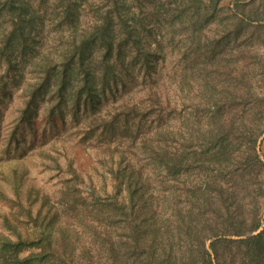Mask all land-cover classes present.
Returning <instances> with one entry per match:
<instances>
[{
    "label": "rangeland",
    "instance_id": "374dc122",
    "mask_svg": "<svg viewBox=\"0 0 264 264\" xmlns=\"http://www.w3.org/2000/svg\"><path fill=\"white\" fill-rule=\"evenodd\" d=\"M121 1L131 14L120 15ZM239 1L252 2L243 7L247 15H264V0H0L1 86L10 82L0 107V234L14 241L20 233L32 235L36 219L29 212L36 216L48 196L73 230L78 264H112L105 230L111 220L98 214L101 202L95 203L93 195L115 194L117 166L126 174L129 165L141 172L161 207L172 202L175 191L184 194L187 188L185 173L183 180L168 177L152 153L157 138L168 146V156L199 148L203 181L210 178L209 170L218 174L222 163L221 178L238 189L245 216L253 215L259 202L264 222V167L257 159L264 161V18L244 17L237 10ZM20 5L26 19H32L26 45H15L4 56L7 39L19 35ZM130 16L141 23L144 34L163 29L157 37L161 44L153 48L155 68L146 72L137 65L132 75L122 74L95 111L75 115L69 104L64 121L59 115L50 117L52 87L37 100L33 126L25 124L22 112L31 98L30 85L42 78L39 60L70 44H101L106 18L112 19L115 43L131 44L123 24L127 19L133 23ZM91 52L98 58L104 54L101 47ZM155 93L160 105L154 103ZM16 129L20 138L14 141ZM127 129L136 132V139L123 136ZM211 150L217 162H210ZM177 201L184 206L188 198L182 195ZM33 252L26 249L23 255ZM49 255L46 263L36 264H76Z\"/></svg>",
    "mask_w": 264,
    "mask_h": 264
},
{
    "label": "trees",
    "instance_id": "16d2710c",
    "mask_svg": "<svg viewBox=\"0 0 264 264\" xmlns=\"http://www.w3.org/2000/svg\"><path fill=\"white\" fill-rule=\"evenodd\" d=\"M199 1L204 3V0ZM118 5L120 15L131 14V8H128L126 1H121ZM250 5L252 2L248 4L239 1L237 10L250 20L263 19L264 15L256 11L252 14L255 17L247 15L243 7ZM25 9L20 5L16 10L19 35L15 32L14 36L7 39L4 56L12 51V47L16 49V46L26 45V26L32 23V19H26L27 16L23 13ZM129 18L133 23L130 24L127 19L123 24L131 44L115 43L111 36L112 19L106 18L102 37L104 41L101 44L97 41L90 42L91 40L85 44H70L66 50H57V55L43 56L37 62L42 78L30 85L33 87L29 94L31 98L22 112L25 124L33 126L38 108L37 100L52 87L56 90L49 108L50 117L55 119L59 115L64 121L63 110L69 104L75 115L81 111H95L107 90L122 79V74L132 75V69L137 65L146 72L155 68L153 48L161 44L157 37L163 33V29L160 28L159 32L149 30L144 34L141 23L134 16ZM191 18L194 21L196 16ZM237 30L239 33L240 29ZM94 47L103 48L102 58L92 56L91 50ZM130 51L135 54L126 59ZM9 62L11 69H15L12 60ZM55 74L58 77L53 80ZM2 80L0 107L3 104L2 96L6 95L10 85V82H4L1 86ZM17 81L15 78L12 84ZM155 95L154 103L160 105L158 93ZM17 130L12 133L14 141L20 138L16 136ZM129 130L122 132L126 133L122 135L136 139V132ZM166 133L168 132H161V136ZM157 140V145L151 148L158 163L164 166L168 177L173 180L182 179V174L185 173L187 188L184 194L180 190L175 191L172 202L161 207L151 190L150 181L144 180L141 172L135 173V168L129 165L126 174V170L124 172L123 168L117 166L113 172L118 180L115 194L100 197L93 195L95 203L101 202L98 214L107 215L111 220L105 230L112 264H264V222L260 217L259 202L255 213L245 216L244 205L237 195L238 189L230 188L221 178L222 163L217 166L218 174L215 175L214 170H209L210 178L203 181L199 177V148L192 152L177 151L174 156H168L166 143L162 144L161 139ZM209 155L211 163L217 162L216 152L211 150ZM257 159L264 167V161L259 156ZM125 160L123 154L118 165L122 166ZM72 172L78 175L76 171ZM236 175L238 173L231 177ZM123 185L126 187L125 191ZM123 192H126L125 196ZM182 195L188 198L184 206H180L177 201L179 197L182 199ZM260 197L264 198V188L260 190ZM43 200L46 205L44 208H48L45 214L44 208L36 216L32 210L29 212V217L36 219L35 232L32 235L24 237L20 233L14 241L9 236L0 234V264L46 263L51 257L50 253L53 258L57 257L64 263L73 261L78 264L75 243L71 236L72 228L63 220L59 208L51 203L48 196ZM71 203L72 201H68L69 205ZM6 221L10 222L9 219ZM15 230L20 232L17 227ZM26 249H33L35 252L24 256Z\"/></svg>",
    "mask_w": 264,
    "mask_h": 264
}]
</instances>
